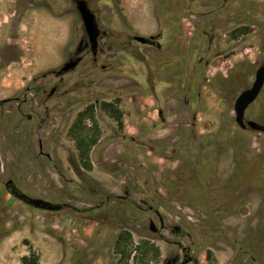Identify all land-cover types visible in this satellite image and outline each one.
<instances>
[{"label":"rangeland","instance_id":"rangeland-1","mask_svg":"<svg viewBox=\"0 0 264 264\" xmlns=\"http://www.w3.org/2000/svg\"><path fill=\"white\" fill-rule=\"evenodd\" d=\"M94 2L112 33L116 21L160 28L161 46L177 6L182 65L153 53L152 82L126 59L83 65L45 102L28 87L55 81L78 16L69 0H0V264H161L182 251L192 264H264V132L241 130L233 111L264 64V0ZM245 120L264 128V85Z\"/></svg>","mask_w":264,"mask_h":264},{"label":"flooded vegetation","instance_id":"flooded-vegetation-1","mask_svg":"<svg viewBox=\"0 0 264 264\" xmlns=\"http://www.w3.org/2000/svg\"><path fill=\"white\" fill-rule=\"evenodd\" d=\"M75 1H83L93 16L95 25L93 40H90L84 31ZM69 2L80 22V37L76 49L56 70H51L48 73V75L54 77L55 81L47 89L42 88L41 85L28 87L35 95L44 96L45 102L50 101L59 93L65 75L76 71L83 65L93 69L98 68L100 71H106L109 67L119 68L123 65L124 59H126L131 64H143L146 72L145 78L149 82H152L157 76V71L154 70L156 65H152L157 58L152 55L153 53L158 54L159 52L158 58L161 62L166 63L170 59V61H174L173 63H175L176 68L178 65H182L183 54L179 47L181 45L179 44V42L181 43L179 39L182 36V31L179 29L178 23L182 18H178L177 6L175 7V15H172V21L176 28L174 29L175 39H173V36H170V38H166L164 46H161L160 42L166 36L160 28L152 34H144L130 23L122 24L116 21L115 28L113 29L115 31L114 34L103 24L100 10L94 6L96 5L94 0H69ZM175 4L177 5V2ZM138 38H142L143 40H139ZM102 60L107 61L106 64ZM42 78H32L31 81H35L32 85H35L36 81ZM176 230L179 232L178 228ZM192 262H194L193 257L188 252L182 251L180 255L169 254L161 264H192Z\"/></svg>","mask_w":264,"mask_h":264},{"label":"water","instance_id":"water-1","mask_svg":"<svg viewBox=\"0 0 264 264\" xmlns=\"http://www.w3.org/2000/svg\"><path fill=\"white\" fill-rule=\"evenodd\" d=\"M75 2H76V9L79 13V17L81 19V23L84 28V31L89 37V39L93 40L95 36V25H94L93 16L90 13V11L87 9L83 1H75ZM138 39L143 40L142 38H138ZM263 85H264V64L256 69L254 74V80L251 86L248 89L240 92V94H238V96L234 100V104H233L234 122L241 130L250 129L252 131L264 132V128L260 126L258 123L251 120H245V112L247 108L256 100Z\"/></svg>","mask_w":264,"mask_h":264},{"label":"trees","instance_id":"trees-1","mask_svg":"<svg viewBox=\"0 0 264 264\" xmlns=\"http://www.w3.org/2000/svg\"><path fill=\"white\" fill-rule=\"evenodd\" d=\"M103 110L108 111V106H103ZM93 143V141L91 140L89 144ZM83 156H87V150H85V152H82ZM5 189L7 191V194H9L11 197L29 205L32 207H36V208H41V209H49L48 204H45L44 202H41L39 200H34L28 196H26L25 194H23L22 192H20L19 190H17L15 187H13L10 184H6L5 185ZM150 251L149 248H145L144 249V253L147 254ZM21 264H37V258L33 255L30 254L28 256H23L20 260Z\"/></svg>","mask_w":264,"mask_h":264},{"label":"crops","instance_id":"crops-1","mask_svg":"<svg viewBox=\"0 0 264 264\" xmlns=\"http://www.w3.org/2000/svg\"><path fill=\"white\" fill-rule=\"evenodd\" d=\"M139 29V28H138ZM140 32H142V33H144V34H147V32L146 31H140Z\"/></svg>","mask_w":264,"mask_h":264}]
</instances>
